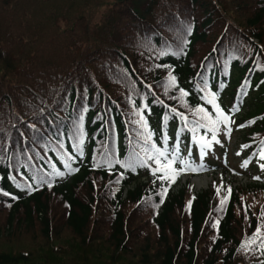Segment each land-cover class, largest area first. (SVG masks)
<instances>
[{"label":"trees","instance_id":"obj_1","mask_svg":"<svg viewBox=\"0 0 264 264\" xmlns=\"http://www.w3.org/2000/svg\"><path fill=\"white\" fill-rule=\"evenodd\" d=\"M211 93L233 118L238 157L221 158L214 141L198 160L221 171L251 161L245 184L194 191L157 179L152 161L123 166L146 156L149 132L196 156L193 136L211 132L190 129L198 108L215 117ZM262 141L264 0H0V264H260L240 249L264 205ZM81 153L55 183L57 160Z\"/></svg>","mask_w":264,"mask_h":264},{"label":"snow or ice","instance_id":"obj_2","mask_svg":"<svg viewBox=\"0 0 264 264\" xmlns=\"http://www.w3.org/2000/svg\"><path fill=\"white\" fill-rule=\"evenodd\" d=\"M176 83V77L172 76L170 74L169 78V84L174 86ZM182 96H187L188 93L184 92L183 89L180 90ZM245 93H241V95H244ZM217 96L215 93L210 94V98L208 99V103L213 105L215 109V117L209 113L206 112L204 108H198L196 109L197 114H202L200 116V120L195 121V126L192 127L190 130L193 133H197V130L199 128H205L206 130L211 132V140H207L204 136H193V140L199 145L200 151H201V159L203 158V155L206 153L208 149H211L212 142H217V133L222 131L220 128V125H224L226 129H228V134H230L231 129L228 128V125L231 123H234L231 116L228 115L223 109H221L220 105L216 103ZM147 107V105H145ZM239 108L234 107L232 111H238ZM175 112V109L172 110ZM138 115H140L139 121L137 123L140 124V127L147 131L148 125L147 121L144 119V116L138 112ZM177 115L181 116V119L187 120L186 117L183 116V114L177 113ZM80 119L82 120L83 117L81 116ZM203 121V122H201ZM254 123V121H253ZM187 127V124L185 125ZM243 126V125H242ZM152 140V134L149 132L144 137V147L143 152L146 154L145 157H141L138 152H134L133 157L125 164H123L126 168H134L137 165L139 166H147L148 161H152L156 167L154 169L153 174L159 173L160 175L157 177V179L161 181H167L168 185L171 186L172 183H175L176 180L181 176V174H184L186 172H197L203 169V165H199L198 167L193 166V162L190 158H185L183 155L179 152L178 145L173 148L169 149L168 147H165L163 149L156 147L155 143H149ZM79 144H83V136L81 134L79 139ZM62 147V145H61ZM245 148L250 147L249 145H245ZM82 154V153H81ZM191 156V153H189V157ZM253 156L257 157L258 161H264V141L261 142L258 151L253 152ZM71 159V157H69ZM104 162L108 164L109 167L113 163H121V161H113L109 159L107 155L104 157ZM251 161L245 160L242 164V167L247 168L249 163ZM71 170V164L65 165ZM97 166H101L99 163ZM262 171H264V163H259L258 165ZM78 171V169H76ZM54 174L56 176H63L64 173L60 171H55ZM254 180L260 181L262 178L261 176H255L253 177ZM42 183H47V186L50 188L52 187L50 182L41 181ZM119 182V181H117ZM221 187H223V184H221L220 187L217 188V195L220 194ZM29 191H32V185H28ZM168 188H163V193L161 194V203L163 202V196L167 194ZM233 193V189L229 186L227 187V195L220 200V208L219 211L224 210V205L228 203ZM3 195L8 196L9 193L4 192ZM12 199H16V197H12ZM191 204V201L189 202V205ZM241 204L243 207L245 219H250L249 212L251 210V205L246 204L243 201V198H241ZM257 226L255 230L252 232L251 235H246L244 241L241 243V249L245 252V254L252 252L255 254L258 252L261 256H264V205L260 206V212L257 216ZM219 226V220H217L215 223L211 225L213 228H218ZM260 264H264V260L260 261Z\"/></svg>","mask_w":264,"mask_h":264},{"label":"rangeland","instance_id":"obj_3","mask_svg":"<svg viewBox=\"0 0 264 264\" xmlns=\"http://www.w3.org/2000/svg\"><path fill=\"white\" fill-rule=\"evenodd\" d=\"M227 135H228V129L224 128L222 130V133H221V141L222 140L224 141V145H218V147L220 148L221 154L228 155V157H229V156H231L230 155L231 153L234 154V147H233L232 144L234 143V135L235 134H234V132L231 131L229 138H228ZM184 155L186 156V154H184ZM238 162H241V161L239 160ZM241 165H242V163H240L238 165V167L240 169L242 168ZM213 170L210 172V175L201 174V175H197V176H192L190 174L191 172H186L184 174H181V176H180L181 177V183L183 184V183H186L188 181L190 183V189L192 188V190H194V191L205 189L206 188V184L210 181L211 174L219 175L220 178H223L225 176L224 174L219 172V170H217V169L216 170L213 169ZM233 172H235V171H233ZM232 175H234V174H232ZM234 176L236 177V179H235L236 183H239V184H245L246 183V179H245L246 175L240 174V175H234ZM193 177H197V178H194L193 181H192L191 179ZM225 179H227V178H225ZM198 180L200 182H204V184H201V187H198V184H197ZM8 230L4 229V231H3L4 233L3 234H6ZM8 232H10V231H8Z\"/></svg>","mask_w":264,"mask_h":264},{"label":"bare ground","instance_id":"obj_4","mask_svg":"<svg viewBox=\"0 0 264 264\" xmlns=\"http://www.w3.org/2000/svg\"><path fill=\"white\" fill-rule=\"evenodd\" d=\"M196 181H197V180H196ZM196 181H195V182H196ZM197 184H198V187H201V184H204V182H200V181L198 180Z\"/></svg>","mask_w":264,"mask_h":264}]
</instances>
